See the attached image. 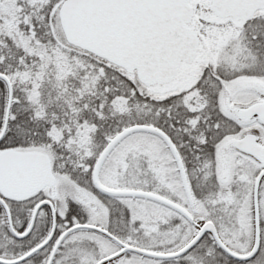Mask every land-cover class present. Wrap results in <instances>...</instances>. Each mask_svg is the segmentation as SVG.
I'll list each match as a JSON object with an SVG mask.
<instances>
[{
    "label": "snow or ice",
    "instance_id": "6c2138e0",
    "mask_svg": "<svg viewBox=\"0 0 264 264\" xmlns=\"http://www.w3.org/2000/svg\"><path fill=\"white\" fill-rule=\"evenodd\" d=\"M0 264H264V0H0Z\"/></svg>",
    "mask_w": 264,
    "mask_h": 264
}]
</instances>
